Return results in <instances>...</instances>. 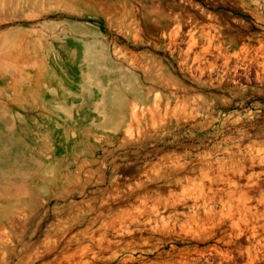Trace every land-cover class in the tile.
Returning a JSON list of instances; mask_svg holds the SVG:
<instances>
[{"label":"rangeland","instance_id":"1","mask_svg":"<svg viewBox=\"0 0 264 264\" xmlns=\"http://www.w3.org/2000/svg\"><path fill=\"white\" fill-rule=\"evenodd\" d=\"M262 68L264 0H0V264H264Z\"/></svg>","mask_w":264,"mask_h":264},{"label":"bare ground","instance_id":"2","mask_svg":"<svg viewBox=\"0 0 264 264\" xmlns=\"http://www.w3.org/2000/svg\"><path fill=\"white\" fill-rule=\"evenodd\" d=\"M210 40H211V39H210ZM207 41H209V40H207ZM196 42H197V40H196ZM196 42H195V43H196ZM210 44H211V43H210ZM211 45H212V44H211ZM209 46H210V45H209ZM195 47H196V46H195ZM210 47H211V46H210ZM210 47H209V48H210ZM217 47H219V46H217ZM189 49H191V48L189 47ZM225 49H226V48H225ZM219 50H221V48H220ZM219 50H218V52H219ZM191 52H192V51H191ZM220 52H221V51H220ZM189 53H190V52H189ZM193 53H194V52H193ZM195 53H196V52H195ZM245 53H246V52H245ZM237 54H238V53H237ZM186 55H187V54H186ZM186 55H185V56H186ZM196 55H197V53H196ZM196 55H195V56H196ZM198 55H200V54H198ZM201 55H203V54H201ZM235 55H236V54H235ZM192 56H193V55H192ZM239 56H240V55H239ZM239 56H238V57H239ZM189 57H190V56H189ZM203 57H204V55H203ZM198 58H199V57H198ZM182 59H183V58H182ZM190 59H191V57H190ZM199 59H200V58H199ZM191 60H192V59H191ZM202 60H203V59H202ZM237 60H238V59H237ZM242 60H243V59H242ZM187 61H188V60H187ZM240 61H241V60H240ZM198 62H199V61H198ZM201 62H202V61H201ZM249 62H250V61H249ZM240 63H241V62H240ZM247 63H248V62H247ZM197 64H198V63H197ZM197 64H196V66H197ZM213 64H214V63H213ZM224 64L227 66L226 63H224ZM209 65H210V64H209ZM255 65H256V64H255ZM258 65H259V64H258ZM198 66H199V65H198ZM251 66H252V65H251ZM251 66H250V67H251ZM197 68H198V67H197ZM209 69H210V68H209ZM260 69H261V68H260ZM263 69H264V68H262V70H263ZM198 70H199V68H198ZM205 70H206V69H205ZM186 71H187V70H186ZM193 71H196V70H193ZM260 71H261V70H260ZM198 72H199V71H198ZM204 72H205V71H204ZM199 76H200V73H199Z\"/></svg>","mask_w":264,"mask_h":264}]
</instances>
